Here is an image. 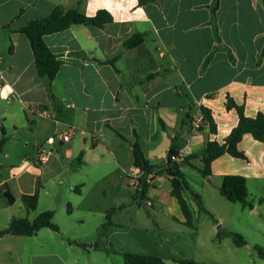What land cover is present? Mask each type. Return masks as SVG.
Here are the masks:
<instances>
[{
  "label": "crops",
  "instance_id": "crops-1",
  "mask_svg": "<svg viewBox=\"0 0 264 264\" xmlns=\"http://www.w3.org/2000/svg\"><path fill=\"white\" fill-rule=\"evenodd\" d=\"M58 5L86 16L105 10L112 22L104 28L72 25L45 35L46 45L62 61L56 78L48 84L37 73L29 39L18 29L50 15ZM135 34H143L144 42L129 49L126 42ZM263 51L261 0H148L144 4L139 0H0V67L6 78L0 101L7 104L0 105V120L3 126L9 122L12 129L10 133L2 127L0 139L4 137L7 143L11 135L23 148L33 146L36 150L32 161L17 167L8 164L7 175L0 177V187L7 186L15 198L9 204L0 197V230L14 217L34 220L47 210L55 212L54 222L59 227L58 232L43 228L29 237H0V264H70L69 252L75 247L66 240L73 228L68 227L70 221L92 224L93 233L101 228L107 234L116 224V209L131 205L125 195H120L117 203L113 198L112 203L104 204L105 181L112 177L113 185L128 186L127 177L135 167L136 141L153 170L162 171L148 182L142 200L145 207L160 203L158 208L166 217L184 224L178 200L171 195L170 177L163 171L169 149L186 144L192 147L195 158L180 169L192 192L205 204L208 187L197 185L194 190L185 169L200 173L205 144H222L238 124L236 110L226 107L228 97L243 106L248 117L264 114ZM38 107L46 109L49 116H39ZM203 108L210 111L215 132L207 126L192 130L191 120ZM70 128L77 130L70 141L56 137L54 144H47L49 137ZM6 143L0 155L9 159ZM41 147L52 150L43 164L37 160ZM238 149L245 159L221 155L212 161L211 175L205 181L220 194L223 177L239 175L246 179L248 193L252 186L262 197L264 143L245 134ZM44 176H48L45 183ZM37 187V207L28 212L21 198L32 195ZM163 191L166 197L161 202L157 197ZM186 195L195 214L196 203ZM135 197L140 195L135 193ZM235 205L239 206L221 202L214 223L226 224V218L238 223L246 217L245 211L252 212L240 203ZM75 211L78 215L72 218ZM59 215L65 228L58 223ZM108 215L110 222L102 228ZM224 226L239 230L236 225Z\"/></svg>",
  "mask_w": 264,
  "mask_h": 264
},
{
  "label": "rangeland",
  "instance_id": "rangeland-1",
  "mask_svg": "<svg viewBox=\"0 0 264 264\" xmlns=\"http://www.w3.org/2000/svg\"><path fill=\"white\" fill-rule=\"evenodd\" d=\"M0 105L2 107L7 106L4 101H0ZM2 127H7L11 133L12 129L9 127V122L3 126V122L0 120V132ZM7 138L9 140L6 143V150L11 158L6 159L4 154L0 155V177L7 175L6 165L10 164L17 167L23 161H32L36 156V150L33 146L23 148L16 138L11 137V135ZM26 157L29 159H25ZM185 172L194 186V190H196L197 185L208 187L206 202L203 205L216 220L218 218L215 213H220L221 202L231 207L239 206L227 201L216 189L214 190L212 184L206 183L205 177L197 170L186 168ZM46 178L48 176H44V183ZM59 181L54 180V183ZM105 182L107 189L105 198H102L104 204L112 203L113 198L116 199L117 203L119 196L125 195L131 206L122 211L116 209L114 215V223L116 224L109 229L107 234L102 233L101 228L96 234L93 233L92 224L83 226L70 221L68 227L69 229L70 227L73 228H71L69 238L67 237L66 240L75 246L69 252L70 264H124L122 253L156 256L163 259L166 264H178L177 261L181 259H190L206 264H264V259L255 249L256 246H259L264 250V195L258 196L257 191L252 186L249 188V194L255 207L250 213L245 211L246 217H242L240 222L232 223L226 218V224H215V220L205 213L199 212L196 205L198 212L195 213V228H190L166 217L158 208L160 203H157L158 207L157 205L153 208L145 207V202L140 200V197H135V191L132 187H124L120 184L113 185L112 177H109ZM43 187L48 188V186ZM186 196L190 197L189 195ZM165 197L163 191L157 199L163 202ZM39 204L43 205V200ZM15 210H17L16 207ZM111 210L109 211L112 213ZM66 211H68V207ZM110 212L108 214L111 216ZM77 215L75 211L72 218H76ZM227 215L230 216L231 214L228 213ZM64 220H67V217H64ZM58 223L65 228L60 215L58 216ZM224 225L239 227L237 228L238 231H233L240 233L247 244L237 246L232 238L225 236L219 230V227L225 228ZM92 236L93 238H91ZM79 237H85L86 242L80 241L79 239L82 238ZM95 243L98 244L96 249ZM80 244H85L86 248Z\"/></svg>",
  "mask_w": 264,
  "mask_h": 264
},
{
  "label": "trees",
  "instance_id": "trees-1",
  "mask_svg": "<svg viewBox=\"0 0 264 264\" xmlns=\"http://www.w3.org/2000/svg\"><path fill=\"white\" fill-rule=\"evenodd\" d=\"M148 0H139L140 4H144ZM264 5V0H261ZM112 22V16L105 10L98 11L94 16H86L76 9H67L61 5L56 6L50 15L41 19L29 21L18 31L25 34L29 39L37 73L40 77L45 78L48 84L56 78V75L60 69L62 61L48 48L44 41V36L48 34L57 33L68 29L72 25H91L99 28H104L106 25ZM216 30V29H215ZM216 32V31H215ZM218 38V36L216 35ZM145 36L143 34H135L126 42V47L129 49L137 47L143 43ZM219 39V38H218ZM231 59H234L230 50H228ZM264 53V51H263ZM212 57V53L206 58L204 67L207 65ZM50 91V90H49ZM228 110H236L238 114V124L232 129L230 134L224 140L222 144L216 141H210L205 144V147L201 153V161L203 163V169L199 170L203 177H209L211 175V163L214 159L221 155L228 153L234 157L245 159V155L238 149V143L242 140L245 134H251L253 138L259 142L264 143V114L258 113L255 117H248L245 115L244 107L235 103V101L228 97L226 102ZM202 111L205 114L204 122L201 126H207L211 132L216 131L215 122L208 109L203 108ZM200 128V129H201ZM137 136V135H136ZM6 143V139L3 137L0 139V153L3 151ZM177 148L172 146L168 152L167 164L163 168L164 172L170 177L171 183V195L174 196L180 205V208L185 216V225L190 228H195V214L191 205L187 202L184 195L188 194L190 198L196 203L199 211L205 213L210 218L213 216L206 210L203 205V201L198 194H191L192 187L187 180L186 175L181 171V167L184 165H191L190 160L195 158L191 155L182 159L180 162H172L170 159L171 154L177 152ZM134 154V166L139 167L144 171V175L141 179V196L140 199L146 198V192L149 187L147 182V176L153 172L159 173V170L154 171L153 168L145 160L141 151L139 143L136 141L133 145ZM80 156L77 161H81ZM194 167V166H193ZM162 172V171H161ZM160 172V173H161ZM220 194L229 202L240 203L242 207L253 210V201L250 198L247 189L246 179L239 175H226L223 177L222 184L220 186ZM0 197L5 198L9 204L15 202V198L8 191L7 186L0 187ZM39 199V187L32 195H24L21 200L28 212H32L36 209ZM55 212L53 210H47L40 213L34 220L28 218L14 217L10 221L7 228L0 230V237L5 235L16 236H33L43 228H48L58 232L59 227L54 222ZM110 222V216H107V222L102 228L107 227ZM225 236L232 238L233 242L237 246L246 245L244 237L235 231H229L225 228L221 229ZM80 246L86 248L85 244ZM98 246L97 243L94 244ZM255 249L259 253L260 257L264 259V250L256 246ZM124 264H166L163 259L156 256L143 255L137 253H122ZM178 264H206L194 262L190 259H181L177 261Z\"/></svg>",
  "mask_w": 264,
  "mask_h": 264
},
{
  "label": "built area",
  "instance_id": "built-area-1",
  "mask_svg": "<svg viewBox=\"0 0 264 264\" xmlns=\"http://www.w3.org/2000/svg\"><path fill=\"white\" fill-rule=\"evenodd\" d=\"M5 84H6L5 74L0 67V92L4 88ZM5 99H8V97L6 96ZM36 111L39 116H42V117L49 116V112L42 107H38ZM204 119H205L204 112L202 110H199L198 113L191 120V126L194 132H197L200 130L204 122ZM76 133H77V130L75 128H70L62 133H59L57 136L49 137L47 139V144L49 145L54 144V142L56 141V137L61 142H68L76 135ZM192 153H193L192 147L190 146V144H186L183 147L179 148L176 153L171 154L170 159L172 162H180L182 159L191 156ZM51 155H52V150L50 149L45 150L41 147L38 150L37 160L40 164H43L47 162V160L50 158ZM143 175H144V171L141 168L134 167L131 173L127 177L128 186L132 187L135 193L139 194L140 196H141V179ZM154 176H156L155 172L149 174L147 176V182H149V180L152 179ZM147 205H151V201H148Z\"/></svg>",
  "mask_w": 264,
  "mask_h": 264
},
{
  "label": "water",
  "instance_id": "water-1",
  "mask_svg": "<svg viewBox=\"0 0 264 264\" xmlns=\"http://www.w3.org/2000/svg\"><path fill=\"white\" fill-rule=\"evenodd\" d=\"M191 194L194 196V193L193 192H191ZM222 228L221 227H219V230H221Z\"/></svg>",
  "mask_w": 264,
  "mask_h": 264
}]
</instances>
